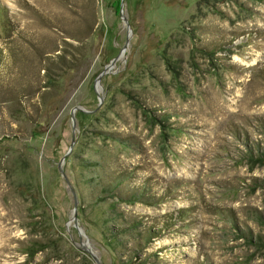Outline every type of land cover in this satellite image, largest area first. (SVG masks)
I'll use <instances>...</instances> for the list:
<instances>
[{"label": "rangeland", "instance_id": "obj_1", "mask_svg": "<svg viewBox=\"0 0 264 264\" xmlns=\"http://www.w3.org/2000/svg\"><path fill=\"white\" fill-rule=\"evenodd\" d=\"M251 151L264 0H0V264H264Z\"/></svg>", "mask_w": 264, "mask_h": 264}, {"label": "trees", "instance_id": "obj_2", "mask_svg": "<svg viewBox=\"0 0 264 264\" xmlns=\"http://www.w3.org/2000/svg\"><path fill=\"white\" fill-rule=\"evenodd\" d=\"M161 122V125L163 126H167L168 124L166 123V121H159ZM169 126V125H168ZM250 159H252V162L254 163H258V162H263L264 161V151L262 153H259V151L255 153H253V151L250 152ZM97 164V163H96ZM97 177L101 178L100 175H98ZM101 181V180H100ZM103 183V180H102ZM98 183H96L95 185H97ZM124 179H116V178H110V181L107 182L105 181L104 185H102V192L101 194H105V196L109 197H118L119 199L126 201V202H135L138 199L133 198V195L131 197H128L129 195L128 192L129 190L124 188ZM140 196V195H139ZM135 228V227H134ZM243 234V233H242ZM241 237H246L245 235H242Z\"/></svg>", "mask_w": 264, "mask_h": 264}, {"label": "water", "instance_id": "obj_3", "mask_svg": "<svg viewBox=\"0 0 264 264\" xmlns=\"http://www.w3.org/2000/svg\"><path fill=\"white\" fill-rule=\"evenodd\" d=\"M114 62H115V61H113V62H112L111 64H109L108 66H106L105 69H104V70L98 75L97 80H96L97 85H100L101 77H102L104 74H106V73H108V72L110 71V69L112 68ZM96 91H97L98 96L100 97V99H102L103 97L100 95V92L98 91V88H97V87H96ZM77 109H79V110H81V111H84V112H91V111L86 110V109H84V108H82V107H80V106L74 107V108L71 110V115H72V120H73V130H74L73 132H74V133H75V129H76L75 111H76ZM73 142H74V140H73ZM76 212H77V205L75 204V213H74V219H75V221L77 220ZM75 225H76V227H77L78 230H79L80 236L83 237V235H85V234H84L82 228H80V226L78 225L77 222L75 223ZM81 245H82V248H83L84 250H86L87 252H89V253L92 255V257L95 259V261H96L97 263H99L98 257L96 256V254H95V253L93 252V250L91 249V247H90V245H89V242H88V241H86V242H82Z\"/></svg>", "mask_w": 264, "mask_h": 264}]
</instances>
